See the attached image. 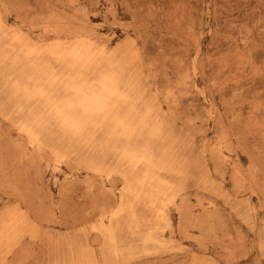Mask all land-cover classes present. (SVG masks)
Segmentation results:
<instances>
[{"label":"rangeland","instance_id":"374dc122","mask_svg":"<svg viewBox=\"0 0 264 264\" xmlns=\"http://www.w3.org/2000/svg\"><path fill=\"white\" fill-rule=\"evenodd\" d=\"M109 81L151 166L108 119L69 126L70 88ZM162 163L184 178L156 217ZM74 240L86 264H264V0H0V264H76Z\"/></svg>","mask_w":264,"mask_h":264},{"label":"bare ground","instance_id":"6f19581e","mask_svg":"<svg viewBox=\"0 0 264 264\" xmlns=\"http://www.w3.org/2000/svg\"><path fill=\"white\" fill-rule=\"evenodd\" d=\"M2 24V23H1ZM8 30V29H7ZM6 36V35H5ZM8 38V37H7ZM3 40V39H2ZM16 43V42H15ZM18 46V45H17ZM61 46V45H60ZM36 47V46H35ZM70 47V46H69ZM25 50V49H24ZM33 50V49H32ZM86 51V50H85ZM72 52L70 55H67L68 59L64 62L65 65L70 68L74 69L76 67L81 68L84 65L90 61L91 57L89 54H86V52ZM103 51V50H101ZM45 53V52H44ZM6 55V54H5ZM54 56V55H53ZM101 56V55H100ZM62 57V56H61ZM41 60V59H40ZM58 60V59H56ZM63 61V60H62ZM95 61V60H94ZM3 63V62H2ZM7 63V62H6ZM5 63V64H6ZM62 63V62H61ZM17 65V64H16ZM41 65V63H40ZM127 66V65H126ZM3 67V66H2ZM84 68V67H83ZM130 69V68H129ZM79 70V69H78ZM81 70V69H80ZM88 72V71H87ZM129 73V72H127ZM28 76V75H27ZM107 77V76H106ZM28 78V77H27ZM105 78V77H104ZM125 78V77H124ZM108 79V77H107ZM73 80V79H72ZM106 80V78L104 79ZM124 81V80H123ZM65 84V83H64ZM127 84V83H126ZM131 84V83H130ZM66 85V84H65ZM64 85V86H65ZM93 85V83L91 84ZM121 85V84H120ZM67 88V87H66ZM128 88V87H126ZM70 92H72L76 100L69 104H67V109L69 110H75L77 111L75 117H68V123L69 126L74 130L75 132H85L87 131L88 127L91 125L94 118L100 119H108L111 121V123L114 125L117 131H119L120 138H123L126 140L129 144L125 150V154L128 155V157L133 158L136 162L147 164L151 166L152 164V158L150 156L151 148L150 145L146 146L144 143H136L134 140L137 138L138 140V134L140 130H142L145 125L142 122V115H139L138 112L133 108L132 99L131 97L120 91L115 84L112 82H108L107 86H99V87H90L87 88L85 86L78 87L75 86L73 88H70ZM21 95V94H20ZM69 95V93H68ZM19 97V96H18ZM145 102V101H144ZM34 103V102H33ZM59 103V102H57ZM14 104V103H13ZM143 104V103H142ZM138 105V103H137ZM142 107V106H141ZM32 111H34L32 109ZM61 111V110H60ZM59 111V112H60ZM31 112V111H30ZM58 112V113H59ZM37 113V112H36ZM64 114V113H63ZM62 115V114H61ZM66 115V114H65ZM30 116V115H29ZM28 116V117H29ZM33 116V115H32ZM31 116V117H32ZM149 116V115H148ZM23 117V116H22ZM24 119V118H23ZM149 119V118H148ZM149 124V123H148ZM152 125V124H151ZM149 126V125H148ZM147 126V127H148ZM153 126V125H152ZM46 127V126H45ZM44 127V128H45ZM55 128V127H54ZM59 129V128H58ZM145 131V130H143ZM27 134L31 137L34 136V134L30 131H26ZM62 132V131H61ZM142 132V131H141ZM25 133V132H24ZM26 134V133H25ZM42 134V133H41ZM65 135V134H64ZM105 136V135H103ZM116 137V136H115ZM142 137V136H141ZM73 138V137H72ZM117 138V137H116ZM157 138V137H156ZM147 139V138H146ZM155 140V139H154ZM60 141V139H59ZM104 142V141H103ZM148 142V141H147ZM154 142V141H153ZM164 142V141H163ZM81 143V142H80ZM33 144V143H32ZM126 144V143H125ZM163 144V143H162ZM169 145V144H168ZM167 146V145H166ZM86 147V146H85ZM89 147V146H88ZM70 149V148H69ZM93 149V148H92ZM96 150V149H95ZM74 152V151H73ZM154 152V151H153ZM167 154V153H166ZM165 154V155H166ZM92 155V154H91ZM90 155V156H91ZM80 156V155H79ZM57 157L56 163L59 165L61 162H63L61 159L63 158L61 154L57 153L55 155ZM154 158V157H153ZM170 158V157H169ZM163 159V158H162ZM167 159V158H166ZM87 160V159H85ZM154 160H156L154 158ZM153 160V161H154ZM165 160V159H164ZM169 160V159H168ZM183 161V160H182ZM181 161V162H182ZM160 163V162H159ZM174 164V162H173ZM181 164V163H180ZM157 169L161 175H163L164 178H154L151 179L146 185H147V194L148 197L152 199V209L153 212H156V217H161L162 209L160 208V200L167 197L168 195V189L170 190V183L167 181L168 175H173V177L178 178H184L183 171L180 168L174 167L171 163L166 164H158ZM87 171L91 172L93 175L101 177L103 176L105 179H109L110 175H106L103 172L97 170V169H91L89 167L85 168ZM182 176V177H181ZM102 179V178H101ZM126 179V178H125ZM128 180V179H127ZM135 184V183H134ZM139 190V189H138ZM130 191V190H129ZM122 193V192H121ZM123 194V193H122ZM136 194V193H135ZM125 195V194H124ZM131 198V197H130ZM148 199V198H147ZM156 199V201H155ZM158 199H160L158 201ZM122 201V197H121ZM150 202V201H149ZM118 209V208H117ZM123 209V208H122ZM122 213V212H121ZM155 214V213H154ZM103 220L109 221L110 217H113L115 213L110 212H102ZM120 215V214H119ZM101 216V215H100ZM99 218V217H98ZM20 222V221H19ZM97 222V221H96ZM14 223V222H13ZM101 223V222H99ZM24 224V223H23ZM96 224V223H95ZM102 225V224H101ZM13 226V225H12ZM11 226V227H12ZM15 226V225H14ZM20 226V225H19ZM22 226V225H21ZM94 226V225H93ZM16 227V226H15ZM105 227V226H103ZM99 228V227H97ZM92 228L94 235L101 234V227L99 229ZM149 228V227H148ZM6 229V226H5ZM4 229V230H5ZM9 229V228H7ZM105 229V228H104ZM150 229V228H149ZM148 229V230H149ZM3 230V231H4ZM2 231V230H1ZM14 231V230H13ZM12 231V232H13ZM103 231V230H102ZM106 231V229H105ZM108 231V230H107ZM11 232V229H10ZM21 232V230H20ZM111 233L110 231H108ZM154 230H150V234L153 233ZM9 233V231H8ZM17 233V232H16ZM15 233V234H16ZM104 233V232H103ZM102 233V235H103ZM13 234V233H12ZM108 233H106L107 235ZM18 235V234H17ZM112 235V234H110ZM10 236V235H9ZM12 236V235H11ZM15 236V235H14ZM19 236V235H18ZM108 236V235H107ZM6 239L8 237L5 236ZM11 238V237H9ZM105 238V237H104ZM111 239V237H108ZM148 242L154 241V238L152 234L147 236ZM145 239V238H144ZM12 240V239H11ZM114 240V239H113ZM71 241V240H70ZM111 241V240H110ZM5 242V241H4ZM113 242V241H112ZM147 242V239H146ZM18 243V242H17ZM121 243V242H120ZM4 244V243H3ZM10 244V243H9ZM8 245V244H7ZM112 245V244H111ZM115 245V244H114ZM1 246V245H0ZM5 246V245H4ZM15 245H13L14 247ZM81 244L79 241L74 240L72 241L71 245L68 247L65 254H63V258L65 262L70 263H76V264H84L86 261V258H88L86 255H84L83 251L81 250ZM116 247V246H115ZM12 248V247H11ZM15 248V247H14ZM10 249V248H9ZM8 250V249H7ZM101 251V250H100ZM112 251V250H111ZM115 251V250H114ZM5 252V251H4ZM3 252V253H4ZM113 252V251H112ZM116 252V251H115ZM8 252H6L7 254ZM117 256V255H116ZM5 257V256H4ZM86 264V263H85Z\"/></svg>","mask_w":264,"mask_h":264}]
</instances>
